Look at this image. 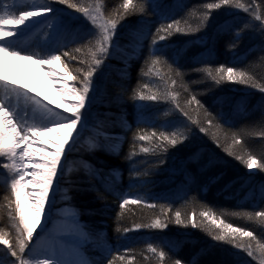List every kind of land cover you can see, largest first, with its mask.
Wrapping results in <instances>:
<instances>
[{
    "label": "snow or ice",
    "instance_id": "1",
    "mask_svg": "<svg viewBox=\"0 0 264 264\" xmlns=\"http://www.w3.org/2000/svg\"><path fill=\"white\" fill-rule=\"evenodd\" d=\"M180 3V0H176ZM65 5V9H71L73 13L81 14L91 24L83 32L74 27L70 20H65L59 13L54 12L53 5ZM235 5L238 9L249 12L250 9L239 0H219L217 3H207L198 17V22L193 27L185 22L181 25L180 19L173 18L172 7L166 0H123L118 8L108 14V9L103 4L97 2L95 5L85 6L81 0H0V174L4 176L5 184L10 188L11 197L14 198V211L9 212L12 218L14 231L10 234L4 229H0V245L4 246L3 255L0 256V264H102V260H90L85 257L83 249L92 240L91 233L85 229L79 219V213L75 210L65 208L61 212H55L57 195L60 185L67 183L69 186L63 189V199L70 201L72 196L70 191H94L101 193V188L97 186V181L103 186L105 192L115 190L116 182L119 181L121 173L118 169H105L104 161H100L101 166H96L87 162H82L87 176L79 179L65 178V167L69 156L76 145L79 143L84 131L89 127L90 119L97 117L94 106L99 103L107 105V101L102 99V86L97 80L98 74H103L105 66L112 67L108 62L111 59H119L123 67L119 70L122 80L129 77V70L133 61L143 56L144 49H148V58L145 64L150 61L151 66L163 64L167 68V79L171 80L172 85L187 90L184 83L185 72L178 63L177 58L183 55L184 47H181L173 57L169 58L166 49L174 47L170 43L171 38L176 35L196 36V33L206 29L211 19L212 10H219L222 6ZM103 9V10H102ZM137 17L129 21V17ZM47 18L43 24L44 33L47 36L49 30L56 24L59 26V34L54 39L41 42L38 49L28 43L30 33L21 32L22 28L33 21L34 18ZM158 17V25L154 31L152 28V18ZM256 21H261L259 34L264 40V12L255 15ZM251 21L245 22L240 28L232 30L233 40L225 42L226 48L234 52L239 46V37L247 29ZM228 22L219 25L211 36L204 35L197 37L194 41L185 43L211 46L206 52H201L193 57L196 67L189 71L199 72L205 79H210L215 85L222 82L251 84L264 92V85H257L253 77L245 71H238L237 67L225 66L221 64L219 68H214L206 61L212 58L213 49L223 34L227 32ZM127 29L126 35L128 43L123 47L120 44L119 29ZM20 40L26 46H17L12 42ZM147 42V44L145 43ZM261 48V61L264 62V45ZM250 49L249 51H253ZM15 60L32 61L40 66L52 85L59 91L62 98L71 97L61 107L67 113L58 111L52 107L47 96L40 98L42 94H33L28 84H21L15 79H9L5 74L7 61L6 58ZM72 61H78L79 67L73 66ZM54 65H60L59 71ZM203 65V66H201ZM151 72V67H149ZM163 79V78H161ZM79 85V86H77ZM148 89L147 92L144 90ZM180 92L176 88H169L165 81L163 88L152 91L149 83H144L143 87L138 85L133 92L132 99L136 104L137 125H150V121L144 118L143 111L147 107V101H171L175 108L193 124L200 125L201 132H207L203 127V121H207L214 127V121L225 120L231 123L230 114L221 110L218 115H214L208 110L203 102L198 99V94H193L187 101L188 106L196 105L195 111L201 117L193 120L192 116L179 101ZM218 102L223 105L228 102L227 97L219 98ZM54 103V102H53ZM38 109L48 119L41 123L31 116V109ZM115 113L105 112L104 117H112ZM264 122V121H262ZM116 121L108 119H98L97 137L88 142V149L95 154L96 150H105L119 154L120 147L126 137L108 131L114 127ZM120 126L126 131H130L132 124L127 120L126 115L119 117ZM173 127H177L173 125ZM222 127V126H219ZM54 134L58 139L50 141H38L37 137ZM189 125H184L183 132L173 131L168 135L166 131L158 133L155 126H152L151 135H139L134 133L132 145L135 147L137 141H148L149 147H141L143 154L163 153L158 158V164L162 165L167 161L169 147L175 148L178 144H183L192 135ZM247 133L243 130L235 132L231 136V144L225 151L228 155L241 161L249 170L259 168L264 170V151L259 153H245V143L242 139ZM264 137V131L260 132ZM218 146L223 147L219 138L214 134ZM224 139H229L228 133L224 132ZM51 144L54 147H48ZM39 145V147H37ZM137 153L132 151L127 157L133 160ZM199 153L190 154L187 159L180 160V169L173 168L174 174L183 171L185 178L190 182L193 179L187 171L189 161L197 160ZM6 161V162H3ZM216 162L215 158L209 159L205 167L211 166ZM136 167L132 164V169ZM203 171V169H201ZM72 172V168H68ZM136 177L149 176L148 169L143 172L135 171ZM142 183H149L143 180ZM35 186V187H31ZM87 186V187H85ZM261 196H264V186H261ZM98 198L103 199L101 194ZM143 201L140 198L132 200V203L139 204ZM129 204V198L122 199L120 203L121 213L125 205ZM12 207V204H9ZM239 215V213H237ZM264 222V212L257 214ZM252 218V217H250ZM205 219L210 221L205 223ZM170 218L163 215L153 223L142 225L136 224L134 230L141 228H154L164 230L167 228ZM174 223L182 227L191 226L202 228L214 241L227 242L235 248L241 249L249 256H254V249L251 241H244L242 238L248 237L255 240L252 231L243 227L234 226L232 223H225L223 219L219 222L214 218V214L204 211L200 218L193 212L191 215H184L181 211L175 212ZM37 227L40 233H36ZM120 231L119 229L117 230ZM129 229H123L127 233ZM35 234V235H34ZM183 243L195 244L194 240L178 241L174 245L161 246L159 250L149 243L153 255L158 251V264H199L198 257L206 253V249L201 248L190 261H185L177 255H173L176 247ZM111 252V249H106ZM261 264H264V245H260ZM109 264H112L109 261Z\"/></svg>",
    "mask_w": 264,
    "mask_h": 264
},
{
    "label": "trees",
    "instance_id": "2",
    "mask_svg": "<svg viewBox=\"0 0 264 264\" xmlns=\"http://www.w3.org/2000/svg\"><path fill=\"white\" fill-rule=\"evenodd\" d=\"M81 2L85 6L95 5L97 2L103 4L108 9V12L105 13L107 18L113 9L123 3V0H81ZM217 2L219 0H180V3H176V0H166V3L172 7L173 18L180 19L181 25L187 22L193 27L197 24L200 13L207 10L205 5ZM239 2L248 7L254 16L264 12V0H239ZM53 6L71 12V9H65V5L55 4ZM233 8H236L234 4L222 6L219 10H212L211 19L206 29L196 33V36H211L220 25L219 17L225 12L229 14ZM136 19L135 16L129 17V21L134 22ZM230 19L235 24V28H240L247 21L252 23L239 37V46L234 52H230L226 48L225 42L234 39L232 33L226 32L216 43L212 58L206 62L214 68H219L221 64L235 65L238 71H245L253 77L257 85H264V62L260 59L262 49L258 47L264 45V40L259 34L261 21H256L255 18L242 13H237ZM158 23V17H153V31ZM84 30L86 29L81 32ZM126 32L127 29L124 27L119 29L122 47L128 43ZM196 36L176 34L171 38L170 43L179 42L180 39L187 43L196 40ZM145 43L147 44V42ZM189 45L184 47L183 55L177 58L179 67L185 72L184 83L187 85V90L178 85H172L171 80L167 79L168 70L163 64L151 66L150 61L145 64V60L148 58L147 47L144 49L143 56L133 61L127 79H121L119 70L123 65L119 59L115 58L108 62L112 67L105 66L103 74L97 75V80L102 86V99L108 103L107 105L99 103L94 106L93 110L98 115L90 119L86 134L72 150L67 162L68 167L65 169V178L66 180H76L87 176L82 162L99 167L101 166L99 162L104 161L103 166L106 170L118 169L121 173L114 191L105 192L103 186L97 181L101 193L72 190L70 191L72 199L67 201L68 206L79 213V218L87 226L85 230L91 233V246H97L99 249V252L95 251V248L94 252L89 248L87 251L94 256L93 260H102V264H109V261L112 264H158V251L156 255H153L148 247L149 243L159 250L161 246L174 245L178 241L185 240H194L196 243H183L176 247V251L173 253L185 261H190L201 248H204L207 251L198 257L199 264H261L260 245H264V222L257 214L264 212V196H261L259 191L261 186H264V170L256 168L255 174H249L246 165L228 155L225 149L229 148L231 144L232 134L243 130L247 135L236 138L246 142L245 153L254 151L257 153V158H260L259 153L264 151V137L260 136V132L264 131V122H262L264 121V92L251 84L225 81L220 85H215L210 79L203 78L201 73L189 71L196 67L193 57L198 56L201 52H206L211 46V41L209 40L208 45ZM250 49L254 50L249 51ZM178 51L179 48L174 47L166 49L167 57H173ZM71 63L73 66H80L78 61ZM149 67H151V72H149ZM165 81L170 89L176 88L180 92L179 101L193 120H199L201 117L195 111L196 105L192 104L189 107L187 101L193 94H198V99L214 115H218L221 110L226 113L229 111L231 123H226L225 120L214 121L213 124L222 126L214 127L205 120L203 127L208 131L201 132L200 125L193 124L183 116L171 101H147L143 116L150 121V125L141 124L138 126L136 123L137 108L132 99L133 92L137 90L138 85L143 87L144 83H149L154 92L163 88ZM144 91L147 92L148 89ZM222 97L228 99L223 108L218 102ZM105 112L115 113V115L105 118ZM122 115H126L127 120L132 124L130 131H126L120 126L119 117ZM98 119H105V124L108 119L116 121V125L108 128V131L126 137L120 147L119 154L96 150L93 155L88 149V142L97 137ZM173 125L177 127L174 128ZM184 125H189L193 134L183 144H178L175 148L169 147L166 154L167 161L162 165L158 164V158L163 156V153L143 154L140 152L142 146H150L148 141H137L135 147L132 145L134 133L136 136H150L152 126H155L158 133L166 131L168 135H171L173 131L183 132ZM224 132H227L229 136L227 142L224 139ZM214 134L219 138L223 147L218 146L216 140L213 139ZM132 151H135L137 155L133 160H129L127 157ZM192 153H199V157L187 164V171L193 178L190 182L181 176L184 174L183 171L174 174L171 170L173 168L180 169V160L187 159ZM212 158H215L216 162L205 167L209 159ZM133 163L136 165L134 170L132 169ZM69 167L72 168V172L68 171ZM145 169H148L149 176H135V171L143 172ZM202 174L214 175L216 179H221L225 186L219 188V191L206 190L199 182V177ZM143 180H148L149 183H142ZM68 186L67 183H64V187ZM101 194L103 199L98 198ZM5 197H11L10 188L0 180V229L11 234L13 224L9 212L14 211V198L9 200ZM124 198H129V204L125 205L123 213H121L120 203ZM136 198H140L143 202L132 203V200ZM10 203L12 204L11 208L9 207ZM177 210L186 216L195 212L198 218L202 212L208 211L214 214L217 222L223 219L225 223H232L234 226L252 231L256 237L255 240L248 237H244L242 240L251 241L254 256H249L247 252L235 248L230 243L214 241L212 236L202 228L191 226L185 228L176 225L174 219ZM165 213L170 218L166 229L141 228L134 230L136 224H151L157 218H163ZM205 223L209 224L210 221L205 219ZM125 228L129 229L127 233L123 232ZM101 248L112 251L103 252L100 250Z\"/></svg>",
    "mask_w": 264,
    "mask_h": 264
},
{
    "label": "bare ground",
    "instance_id": "3",
    "mask_svg": "<svg viewBox=\"0 0 264 264\" xmlns=\"http://www.w3.org/2000/svg\"><path fill=\"white\" fill-rule=\"evenodd\" d=\"M237 13L246 14L251 18H255L253 12L251 11L245 12L243 9L239 10L238 8H233L232 11L229 12V14L226 12L223 13V15L219 17V23L221 25L224 24L225 22H228L227 32L229 33H232V30L235 28V24L232 23L230 17L236 15ZM40 18H34L33 21L27 25V27L34 26L36 24L35 22H37ZM26 28H24V31ZM172 45H174V48L180 49L181 47H185V40L180 39L179 42L176 43L173 42ZM6 61H7V67L5 74L9 77V79H15L19 81L21 84H28L31 89L35 90L33 94H42L40 96L41 99H43L44 96H47L48 100L45 101V103H50L51 106L56 108L58 111H62L66 113L65 108L61 107V105H65L67 103L65 97L64 98L61 97L59 91H57V89L52 85L51 81L46 77L45 73L40 70L39 65L34 64L32 61L15 60L10 57L6 58ZM52 67H54L58 71L61 68L60 65H54ZM52 139H58V137H55L54 134H48L47 136L37 137L38 141H50ZM37 147H39V145H37ZM48 147L51 148L54 146L49 144ZM247 172L249 174L250 173L255 174L256 168H253L252 170L248 169ZM181 176L185 177L184 174H182ZM200 177H199V182H201V184L206 190L215 189L216 191H219V188L225 186V184L222 183L221 179H216L214 175L202 174ZM259 191L261 192L260 189ZM36 230H40V228L37 227Z\"/></svg>",
    "mask_w": 264,
    "mask_h": 264
},
{
    "label": "rangeland",
    "instance_id": "4",
    "mask_svg": "<svg viewBox=\"0 0 264 264\" xmlns=\"http://www.w3.org/2000/svg\"><path fill=\"white\" fill-rule=\"evenodd\" d=\"M54 12L59 13L66 21L67 20H70L71 22H75L76 21L78 27H81V28H82V26L86 27V28H91L92 27L90 22H88L79 13H71V12L64 11L62 9H55V8H54ZM46 19L47 18H45V17H41L37 22H35L36 24L34 26L27 27L26 28L27 30L25 29V31H24V28H22L23 30L21 29L22 33H24V32L30 33L28 43L31 44V45L36 46L37 47L36 50H39L38 47H39V44L41 42L47 41L50 38L51 39L56 38L58 36V34H59V31H60L59 26L54 24L53 28L51 30H49L48 35L46 36L45 33H44V27H43V24H44ZM12 43L17 45V46H26V45H24V42H22L20 40H14ZM65 99L68 102V101H71L72 98L71 97H65ZM65 114L66 115H70V113H67V112ZM31 116H32L33 119L39 120V122H41V123L45 122L48 119V117L44 116L38 109H35V108L31 109ZM87 130L88 129H86L84 131L83 135L86 134ZM83 135L81 136V138L83 137ZM66 167H68V165ZM66 167H65V169H67ZM65 173H66V170H65ZM0 180H1L2 183L5 184L4 176L2 174L0 175ZM64 188H65L64 187V183H62L60 185L59 194L57 195V198H56L57 199V204H56V209H54L55 212H61L65 208L74 210L73 208L69 207L68 204H67V201H65L62 198L63 197V189ZM80 221H81V219H80ZM81 223L84 224L82 221H81ZM12 230L14 231V229H12ZM39 233H40V230H36L35 234H39ZM91 245H92V243L89 242L85 246V248L83 249V252H84V255H85L86 258H88L90 260L91 259L93 260L94 256L89 254V251H87L88 248H89L90 251H93V252H94V248H95V251H97V252H99V249H98L97 246H91ZM0 248H1L0 249V256H2L3 255L4 246L0 245ZM100 250L103 251V252H106L105 251L106 248H101ZM94 255H96V254H94Z\"/></svg>",
    "mask_w": 264,
    "mask_h": 264
}]
</instances>
